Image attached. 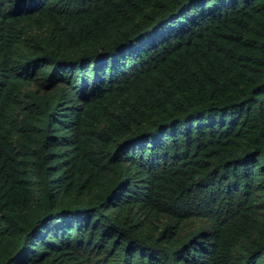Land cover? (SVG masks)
<instances>
[{
  "label": "trees",
  "instance_id": "16d2710c",
  "mask_svg": "<svg viewBox=\"0 0 264 264\" xmlns=\"http://www.w3.org/2000/svg\"><path fill=\"white\" fill-rule=\"evenodd\" d=\"M0 264H264V0H0Z\"/></svg>",
  "mask_w": 264,
  "mask_h": 264
}]
</instances>
